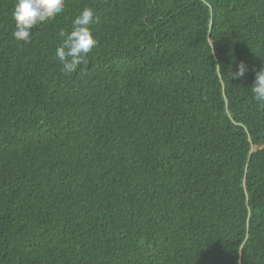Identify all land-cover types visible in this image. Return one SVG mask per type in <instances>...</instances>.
I'll list each match as a JSON object with an SVG mask.
<instances>
[{
	"label": "trees",
	"instance_id": "16d2710c",
	"mask_svg": "<svg viewBox=\"0 0 264 264\" xmlns=\"http://www.w3.org/2000/svg\"><path fill=\"white\" fill-rule=\"evenodd\" d=\"M0 0V264H264V0ZM99 41L55 58L84 8ZM241 61L249 69L231 79Z\"/></svg>",
	"mask_w": 264,
	"mask_h": 264
},
{
	"label": "clouds",
	"instance_id": "9594fccd",
	"mask_svg": "<svg viewBox=\"0 0 264 264\" xmlns=\"http://www.w3.org/2000/svg\"><path fill=\"white\" fill-rule=\"evenodd\" d=\"M65 7L66 0H15L12 12L15 22L13 38L23 44L31 43L32 30L63 14ZM99 19L93 8L86 7L72 20L70 29L58 32L55 58L60 63L62 75L70 76L87 63L88 55L99 43L92 27ZM248 71L246 63L241 61L236 71L231 72V79H242ZM250 94L257 106L264 110V67L256 72Z\"/></svg>",
	"mask_w": 264,
	"mask_h": 264
}]
</instances>
